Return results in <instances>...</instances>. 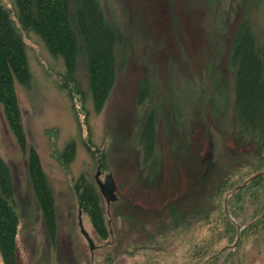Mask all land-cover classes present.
<instances>
[{
    "label": "rangeland",
    "instance_id": "rangeland-1",
    "mask_svg": "<svg viewBox=\"0 0 264 264\" xmlns=\"http://www.w3.org/2000/svg\"><path fill=\"white\" fill-rule=\"evenodd\" d=\"M68 2L71 7L73 1ZM100 2L120 38L115 81L97 110L81 45L75 81L67 83L62 59L50 54L35 33H22L31 77L26 85L15 83V91L25 151L0 104V158L10 170L18 216L14 263L264 264V225L243 230L264 216V187L250 185L230 194L264 167L249 168L258 158L255 143L235 130L229 65L233 35L242 21L264 50V0ZM4 3L13 14L11 0ZM149 115L158 157L153 173L139 143ZM210 121L225 147L213 167ZM30 147L52 194L54 243L28 175ZM108 173L117 199L106 203L96 178L103 181ZM80 175L101 196L104 238L78 203L73 186ZM225 214L243 232L236 248L227 249L236 233L225 231Z\"/></svg>",
    "mask_w": 264,
    "mask_h": 264
},
{
    "label": "trees",
    "instance_id": "trees-1",
    "mask_svg": "<svg viewBox=\"0 0 264 264\" xmlns=\"http://www.w3.org/2000/svg\"><path fill=\"white\" fill-rule=\"evenodd\" d=\"M72 1L70 7L68 0H11L14 11L11 14L4 0H0V104L8 127L23 151L26 149V138L15 91V83L26 85L31 77L23 32L35 33L50 54L62 59L65 66L63 78L67 83L75 81L77 50L81 45L88 69V88L96 110L107 98L115 81V46L120 38L119 30L106 19L100 0ZM258 40L250 25L242 21L234 32L229 53V65L234 70V127L237 133L255 143L260 160L257 158L254 165L249 166L255 171L264 167V57L261 55H264V50H260ZM144 90H147V84L140 93ZM150 115L140 131L139 143L144 154L143 161H148L153 173L158 157L154 145L153 116ZM209 160L213 167L216 162L211 161V156ZM27 170L50 242L54 243L53 198L33 147L27 151ZM250 185L264 187V170L232 196ZM73 188L82 210L89 215L99 236L104 238L106 227L98 189L82 175ZM226 208L225 205V211ZM225 217L228 221L225 231L234 235L236 225L227 219V215ZM263 218L262 215L243 230L255 226L257 222L264 225ZM17 224L10 170L0 158V253L4 264H15ZM240 233L243 234L242 231ZM239 244L238 240L234 248Z\"/></svg>",
    "mask_w": 264,
    "mask_h": 264
},
{
    "label": "water",
    "instance_id": "water-1",
    "mask_svg": "<svg viewBox=\"0 0 264 264\" xmlns=\"http://www.w3.org/2000/svg\"><path fill=\"white\" fill-rule=\"evenodd\" d=\"M207 132L209 134V137H210V140H211V143H212L211 161L214 163V162H216V160L219 157V155H221L224 152L223 138H222V135H221L220 131L211 123V121L209 122V127L207 129ZM99 172L100 171H98V174H99ZM260 173H257L255 175L251 176L244 183H242L241 185H238L236 188H234L231 191L230 194L234 193L235 191H237L238 189L243 187L245 184H247L253 178L258 176ZM96 181H97V184H98L99 192L101 193L102 197L105 199L106 203H109L111 201H115L117 199V196H116V193H115V191H116L115 181L113 180L112 174H110V173L105 174V176L103 178V181H100L97 178H96ZM226 212H227V209H226ZM79 225L81 227V232L84 234V236L86 237V239H87V241L89 243V248L93 249L92 240L89 238L87 233L82 228L81 222H79ZM240 229L241 228L236 226V238H235V241L231 245L227 246V249H232L237 244V242L239 240V237H240L239 236L240 235Z\"/></svg>",
    "mask_w": 264,
    "mask_h": 264
},
{
    "label": "flooded vegetation",
    "instance_id": "flooded-vegetation-1",
    "mask_svg": "<svg viewBox=\"0 0 264 264\" xmlns=\"http://www.w3.org/2000/svg\"><path fill=\"white\" fill-rule=\"evenodd\" d=\"M211 151V150H210Z\"/></svg>",
    "mask_w": 264,
    "mask_h": 264
}]
</instances>
